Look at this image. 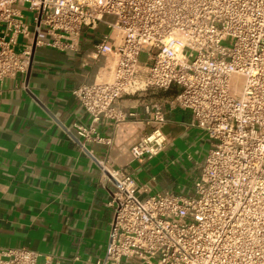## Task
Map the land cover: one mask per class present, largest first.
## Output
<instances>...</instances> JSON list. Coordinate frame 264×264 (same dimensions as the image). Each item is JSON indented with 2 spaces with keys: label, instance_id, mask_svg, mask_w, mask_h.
Returning a JSON list of instances; mask_svg holds the SVG:
<instances>
[{
  "label": "built area",
  "instance_id": "built-area-1",
  "mask_svg": "<svg viewBox=\"0 0 264 264\" xmlns=\"http://www.w3.org/2000/svg\"><path fill=\"white\" fill-rule=\"evenodd\" d=\"M100 23L90 58L111 74L73 90L90 116L78 136L110 143L97 125L126 119L123 96L175 90L169 105L189 110L210 146L190 195L149 194V183L102 164L114 215L96 264H264V0H0V82L27 74L38 46L78 53L83 29ZM145 112L133 160L168 144L165 104ZM39 256L0 248V264Z\"/></svg>",
  "mask_w": 264,
  "mask_h": 264
},
{
  "label": "crops",
  "instance_id": "crops-1",
  "mask_svg": "<svg viewBox=\"0 0 264 264\" xmlns=\"http://www.w3.org/2000/svg\"><path fill=\"white\" fill-rule=\"evenodd\" d=\"M104 32L103 23L83 29L78 53L38 46L27 74L0 82V248L34 250L39 264H96L104 256L115 184L102 164L149 183V194L190 195L210 145L189 110L169 105L175 90L123 96L126 119L97 125L110 143L78 136L75 124L88 125L90 116L73 90L111 74L105 58H90ZM156 101L167 109L168 144L133 160L132 147L149 131L145 106Z\"/></svg>",
  "mask_w": 264,
  "mask_h": 264
},
{
  "label": "water",
  "instance_id": "water-1",
  "mask_svg": "<svg viewBox=\"0 0 264 264\" xmlns=\"http://www.w3.org/2000/svg\"><path fill=\"white\" fill-rule=\"evenodd\" d=\"M35 50V49H34ZM34 50H33V53H34ZM32 56H33V54H32ZM31 60H32V57H31ZM30 64H31V62H30ZM29 68H30V66H29Z\"/></svg>",
  "mask_w": 264,
  "mask_h": 264
},
{
  "label": "rangeland",
  "instance_id": "rangeland-1",
  "mask_svg": "<svg viewBox=\"0 0 264 264\" xmlns=\"http://www.w3.org/2000/svg\"><path fill=\"white\" fill-rule=\"evenodd\" d=\"M208 146H210V145H208ZM186 183H187V181H186Z\"/></svg>",
  "mask_w": 264,
  "mask_h": 264
}]
</instances>
